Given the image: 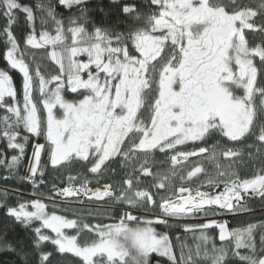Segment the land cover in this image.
Listing matches in <instances>:
<instances>
[{
  "label": "snow or ice",
  "instance_id": "snow-or-ice-1",
  "mask_svg": "<svg viewBox=\"0 0 264 264\" xmlns=\"http://www.w3.org/2000/svg\"><path fill=\"white\" fill-rule=\"evenodd\" d=\"M57 3L77 9V14L63 17L52 3L34 8L20 0H0V16L6 20L0 35L5 37L8 65L0 68V142L13 152L0 150V166L14 170L30 140H35L27 178L37 193L44 176L42 153L54 169L79 160L90 165V173L102 174L114 172L109 165L120 161L131 171L118 190L111 185L91 189L72 175L67 176L68 186L53 183L50 189L55 197H108L123 211L116 223L89 224L83 213L69 219L57 213L54 196L47 197L53 201L52 211L42 196L9 203L4 191L0 209L5 228L12 220L31 233L33 251L22 247L23 258L27 261L33 255L34 264H52L53 252L44 246L50 242L55 252L73 254L81 264H153L154 253L171 264H229L230 258L264 264V221L230 229L223 219L224 214H251L247 199L253 196L264 200V0H145L142 5L112 0L114 10L127 22L123 31L92 21L87 0ZM19 12L25 14L30 29L23 41L14 32ZM22 42L24 49L50 46L48 55L59 66L58 74L46 76L39 65L30 68L32 60L26 61ZM11 70L22 74L19 89ZM68 93L78 98L68 99ZM215 134L236 144L250 139L247 162L243 150L226 148L220 155L234 158L233 163H217L216 173L207 174L193 188L181 186L177 192L172 178L178 173L171 169L155 174L160 181L157 193L133 190V175L137 182L138 174L153 175L148 157L154 152L174 153L170 160L176 165L197 155L178 151L177 146L203 142ZM41 137L44 143L39 142ZM207 151L199 148V153ZM137 153L144 157L138 169ZM212 158H217L215 148ZM202 171L194 167L187 178ZM141 210L144 214H133ZM153 210L158 214L148 217ZM201 213L206 222H183ZM157 224L182 227L192 233L193 243L176 236L177 248ZM65 229H74L75 234ZM210 229H219L218 240L226 243L218 245ZM2 246L15 251L12 243Z\"/></svg>",
  "mask_w": 264,
  "mask_h": 264
},
{
  "label": "trees",
  "instance_id": "trees-1",
  "mask_svg": "<svg viewBox=\"0 0 264 264\" xmlns=\"http://www.w3.org/2000/svg\"><path fill=\"white\" fill-rule=\"evenodd\" d=\"M22 4H27L30 6H35L39 3L42 5L47 6L49 3H52L56 5V11L61 14L63 17H68L70 15H76L77 9L73 8L71 10L65 8L62 5H59L57 3V0H20ZM133 2L144 4L145 0H133ZM245 2H249V0H245ZM87 7L90 9L89 16L92 21H94L96 24H106V25H116L117 31H123L125 29V24L127 23L124 21V17L120 15L117 11L114 10V5L112 4V0H87ZM103 8L104 11H100V9ZM143 11H147V8L142 9ZM18 20L17 24L14 27V32L17 35L21 41H23V38L27 35L29 29V24L26 21L25 14L23 12H19L17 14ZM39 16L40 12L37 10V21L39 22ZM45 19H47V16L45 15ZM6 20L0 16V30L3 29V26L5 25ZM90 29V25H88ZM21 46H23V42L21 43ZM48 49V48H47ZM5 51V37L0 35V68H7V62L4 58ZM36 53L33 54V50L30 49V55L32 57V63L31 68H34L36 65H39V69L42 74L46 75L48 73L55 74L58 73L59 66L55 65V62L51 60L48 53H50L49 49H37L35 50ZM10 74L13 76L14 82L16 83L18 89L21 87L22 82V74L18 72V70H11ZM66 97L68 99H77L78 97L75 96V94L68 93L66 94ZM257 103H259V100H257ZM37 142L35 140H30L28 146L26 147V152L24 158L21 160L20 164L14 169V170H8L4 166H0V195L3 194L4 191H7L9 193L7 199L9 203H16L18 199L23 200H31L40 198L41 196L44 198V201L46 203H50L47 197L54 196V194L50 191L52 188L53 183H55L58 187H63L67 184V176H78L83 175L86 177L87 180L93 181L94 179L100 181V183H110L111 186L114 189H119V185H116L115 182L111 178L103 179L101 177L97 176L95 177V174L90 173L89 168L90 165L86 166V162L79 161V160H73L71 162H68L67 167H59L58 169H54L48 162H47V155L46 153H42L41 156V168L44 172V176L42 177L43 183L41 186H39L38 193L36 192V189L24 181V176L27 173V166L30 159V155L32 152V145ZM40 143H44V138L41 137L39 139ZM252 141L245 140L242 144H236L234 142L227 141V138L221 139V137L218 134L211 135L209 137H206V140L196 141L192 142L189 141L186 146L181 147L180 149H184L186 151H192L197 150L200 147H206L209 152L204 153L203 155L199 156H191L184 162H182L179 166H173L169 162V155H165L163 153H160V162L158 163V166H160V163H162L163 160H167L166 166H164V172L168 173L171 169H175L178 173V176L175 178H172V183L175 186V190L178 192L179 187H189L193 188L198 185V183H203L207 179V174H215L216 164L219 163L221 166H227L230 163H233L234 158H226L220 155V153L225 150L226 148H233L235 149H241L245 153V161L247 162V151L246 145L251 143ZM213 148H215L216 152V159L214 160L212 158V151ZM0 150L6 151L9 153V155L13 154L11 149L5 148V142H0ZM18 151V150H17ZM238 163V161H237ZM201 167L203 171L201 173H198L196 177H192L191 179L187 178V172L194 169V167ZM260 163L257 161L255 163V167H259ZM155 167V168H157ZM109 168H111V164L109 165ZM222 170V169H221ZM252 170L251 163L249 164V171ZM110 170H107L106 173L108 174ZM179 175H184L185 179L181 181L179 179ZM139 182L135 180L133 185L135 184V188L138 189H146L150 190L152 193H157L158 189L156 188V185L160 182L159 179L155 175H138ZM143 176V177H142ZM4 177H7V179H4ZM39 177V175L37 176ZM197 177L199 180H197ZM40 178V177H39ZM79 181V180H77ZM167 184V181H165ZM207 189V188H206ZM13 190H16L15 192ZM160 192H163V190H159ZM186 194V193H185ZM155 198V196H154ZM62 200L65 201L66 199L63 197H57L55 201ZM71 202H76L77 199H69ZM58 203V202H57ZM95 203V202H94ZM103 204L111 205L113 206V210H111L112 216L119 217L121 216V212L119 211V207L121 205L116 204L110 199H107L106 201L102 202ZM60 204V203H58ZM116 204V205H115ZM248 206L252 209L251 214L248 213H236L233 215H227L224 214L223 216L226 217V220L228 221L229 228H237L246 225L249 222H259L264 221V200H262L260 197H251L250 199H247ZM62 207V205H61ZM70 208H67L68 211H61V215H66L69 219H76L77 215L71 213L72 211H76V208L78 210H82L83 207L80 206V204L77 206H68ZM65 209V208H63ZM72 211H71V210ZM85 210L83 209V212ZM157 211V210H154ZM200 215V214H198ZM197 215V216H198ZM109 215H107L108 217ZM85 222L92 224L93 220L89 219L86 215ZM219 216L215 217L216 219ZM107 219V218H106ZM111 219H107L108 222H110ZM201 221L196 220H187L184 219L183 222L187 223H204L206 222V219H199ZM178 223H181L180 221H177ZM5 220L3 216V210L0 209V264H34V261L36 259L35 256L30 255L27 259V261L23 258V253L21 252V248L23 247V250L26 252L31 253L33 251L31 246V233L30 230L25 229L22 225L19 223L8 220L7 221V228H5ZM158 231L160 232H168L169 236L173 239V244L178 248V245L180 241H177L175 239L176 236H180L182 240L186 241L189 244L193 243L192 233L185 232L182 227H174V228H166L163 225H154ZM48 233L54 235V233H51L48 230H45ZM73 233L75 234V230L71 229ZM209 234L213 237L217 238V244L220 245L221 243L226 242H220L218 240V229L209 230ZM256 241L257 244H259V230L256 235ZM7 243H12L13 247L15 248V251L9 250L6 247H3L2 245ZM22 242V243H21ZM45 250L53 252V256L51 257L52 264H81L80 258L75 257L73 254L65 253V254H59L55 252L54 247L51 245L50 242H45ZM153 264L157 260L160 261V264H171L170 261L166 257H159L158 254H153ZM229 264H244V262L240 261L238 258H230Z\"/></svg>",
  "mask_w": 264,
  "mask_h": 264
},
{
  "label": "rangeland",
  "instance_id": "rangeland-1",
  "mask_svg": "<svg viewBox=\"0 0 264 264\" xmlns=\"http://www.w3.org/2000/svg\"><path fill=\"white\" fill-rule=\"evenodd\" d=\"M36 27H37V31L39 32V30H40V23H36ZM52 27H54V26H52ZM52 27H49L48 28V30H52ZM53 34H54V32H53ZM22 47V50H24L25 51V57H26V61H28L29 59L30 60H32V57H31V55H30V49L31 50H33V54L34 53H36V51L35 50H37V48H32L31 46H28V48L27 49H24V46H21ZM48 49H49V51H51V48H50V46L48 47ZM48 49H45V50H48ZM30 66H31V64H30ZM31 68V67H30ZM48 74H50V73H48ZM47 74V75H48ZM55 74H58V73H55ZM84 78L86 79L87 77H86V75H84ZM50 87H54V84L53 85H50ZM59 114V113H58ZM188 143V142H187ZM186 143V144H187ZM186 144L185 145H183V146H186ZM183 146H177V149H178V151H181V152H196L197 153V155H193V156H199V155H203L204 153H199V149L198 150H192V151H186V150H184V149H180L181 147H183ZM205 148V147H204ZM207 152H209V151H207ZM207 152H205V153H207ZM172 154H174V153H169L168 155L170 156V155H172ZM31 157H32V152H31V155H30V159H31ZM191 157V156H190ZM189 158V157H188ZM29 159V160H30ZM178 159H179V157H178ZM151 160V157H148V161H150ZM169 162H170V164L171 165H173L172 164V162H171V160H170V157H169ZM167 160L165 159V160H163L162 161V163H160V166L159 167H157V168H154V163H149V166L151 167V171H152V173H153V175H155L156 173H161V174H163V172H164V166H163V164L166 166V164H167V162H166ZM185 160H182L179 164H176V165H173V166H179V165H181L182 164V162H184ZM143 162V161H142ZM137 168H139L138 166H137ZM106 171L107 170H103L102 171V174H100V173H97V174H95V177L97 176V178L98 177H101V178H103V179H106V178H110V172H108V174L106 173ZM27 173L29 174L30 172H29V162H28V166H27ZM76 177V180H79L80 182H87V187H89L91 184H94V183H98L97 181L98 180H96V179H94L93 181H90V180H87L86 179V177H84L83 175H78V176H75ZM75 185H78L79 186V184H77L75 181L73 182ZM100 186H102V187H104V185H111L110 183H105V184H102V183H100V181H99V183H98ZM64 186H68V184H66V185H64ZM63 186V187H64ZM135 184L133 185V190H135V189H138V188H135ZM112 189L113 190H117V189H114L113 187H112ZM203 191H209V189L207 188L206 189V187H203V188H201ZM211 191H215V190H211ZM254 198L255 197H259V196H253ZM57 197H55L54 196V199H56ZM65 201H67V203H65V201H62V200H58V201H55V203H56V205H57V207H56V211H57V213L58 214H60L61 213V211L63 210V208H70V207H68V206H77L78 207V205L80 204V206L81 207H83V209L85 210L84 212H83V209L82 210H78L77 208H76V211H72L71 209V213H73V214H77V213H83L84 215H86L89 219H91V221L93 220V222H92V224H95V223H99V222H103V223H116V222H118V220H117V217H115V216H112V214H111V210H113V206H111L110 204L109 205H107V204H103L102 202L103 201H106L107 199H109L108 197H105L104 198V200L103 199H96V198H94V197H91V199H89L88 197H84L82 194H81V196H79V197H71V198H66L65 197ZM69 199H77V203L76 202H71V201H69ZM49 200V199H48ZM50 201V203H46L45 201V203L46 204H48L49 205V208H48V211H52L53 210V207H52V205H53V201L52 200H49ZM60 203V204H58V203ZM95 202V203H94ZM114 202V201H113ZM61 205H62V207H61ZM116 205V204H115ZM213 207H217L218 208V206H213ZM120 209H121V207H119ZM119 209V211L121 212V216L123 215V211L122 210H120ZM97 212H100V213H103V216H98L97 215ZM89 213H91V215H88ZM134 215H137V216H139V215H142V214H144L143 213V210H141V212H134L133 213ZM155 214H158L157 213V211H154L153 210V212H151V213H147L146 215L148 216V217H152V216H154ZM61 215V214H60ZM107 215H109L110 217H111V220H110V222H108L107 221V219L106 218H104V217H107ZM227 215H233V214H227ZM203 218H205L204 216H203V214L201 213L200 215H198V216H195V217H185L184 219H187V220H196V222L197 221H201V220H199V219H203ZM170 222L171 223H176V224H179L178 222H177V220H175V219H170ZM129 224H130V226H134L135 225V222L134 221H132V222H129ZM229 226V225H228ZM48 231H50L51 232V230H48ZM65 232L66 233H68V234H74L73 233V231H71V229H65ZM218 232H219V229H218Z\"/></svg>",
  "mask_w": 264,
  "mask_h": 264
},
{
  "label": "flooded vegetation",
  "instance_id": "flooded-vegetation-1",
  "mask_svg": "<svg viewBox=\"0 0 264 264\" xmlns=\"http://www.w3.org/2000/svg\"><path fill=\"white\" fill-rule=\"evenodd\" d=\"M137 155L140 156V159L137 160V162L135 164L136 168H137V166L139 167V164L144 160V157L141 156L139 153H137ZM170 156H168V157H170ZM149 157H151V160L148 161V163H154V165H153L154 168L157 167L158 163L160 162V159H159L160 154H159V152L158 151L154 152ZM110 169H114L115 170L114 172L110 170V175H111L110 178L113 180V182L116 183V185H119V187L124 184V181L128 178L127 174L131 171L130 168L121 167L120 161H116V162L111 163V168ZM138 175H143V174H138ZM139 177L140 176H138V178ZM132 178H133V183H135L134 181L137 180V175H133Z\"/></svg>",
  "mask_w": 264,
  "mask_h": 264
},
{
  "label": "built area",
  "instance_id": "built-area-1",
  "mask_svg": "<svg viewBox=\"0 0 264 264\" xmlns=\"http://www.w3.org/2000/svg\"><path fill=\"white\" fill-rule=\"evenodd\" d=\"M29 176H30V173H29V174H26V175L24 176V181H25L26 183H29V184H31V185L33 186V182H32V180L27 178V177H29ZM36 179H37V181L39 182L41 178L36 177ZM41 185H42V183L39 184V186H41ZM75 186H78V185H75ZM220 218H221V217H218L217 219L219 220ZM223 219L226 220V218H225L224 216H223Z\"/></svg>",
  "mask_w": 264,
  "mask_h": 264
},
{
  "label": "bare ground",
  "instance_id": "bare-ground-1",
  "mask_svg": "<svg viewBox=\"0 0 264 264\" xmlns=\"http://www.w3.org/2000/svg\"><path fill=\"white\" fill-rule=\"evenodd\" d=\"M97 187H99V188H101V190H103V188L104 187H102V186H100L98 183H94V184H91L90 186H89V188H91V189H95V188H97ZM202 190V189H201ZM203 191V190H202ZM94 198H96V197H94ZM105 198V197H104ZM97 199V198H96ZM103 199V198H102Z\"/></svg>",
  "mask_w": 264,
  "mask_h": 264
}]
</instances>
